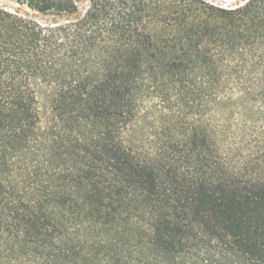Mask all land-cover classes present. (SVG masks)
Returning <instances> with one entry per match:
<instances>
[{
  "label": "trees",
  "instance_id": "trees-1",
  "mask_svg": "<svg viewBox=\"0 0 264 264\" xmlns=\"http://www.w3.org/2000/svg\"><path fill=\"white\" fill-rule=\"evenodd\" d=\"M13 1L50 19L0 5V264H264V134L220 111L264 0Z\"/></svg>",
  "mask_w": 264,
  "mask_h": 264
},
{
  "label": "rangeland",
  "instance_id": "rangeland-1",
  "mask_svg": "<svg viewBox=\"0 0 264 264\" xmlns=\"http://www.w3.org/2000/svg\"><path fill=\"white\" fill-rule=\"evenodd\" d=\"M242 1L243 0H211L212 3L224 6L234 5L235 3ZM0 5L8 9H19L40 21H49L48 19H50L47 16L33 13L27 8L19 6L13 0H0ZM239 66L240 76H243L242 81L248 79L251 82L247 83V85H239L240 87H245L246 89L251 90L249 86L252 84L256 85V81L259 79L264 80V56L260 58V53H254L250 60L239 64ZM248 68H250V70L246 73ZM239 90L240 89L235 90L234 93V97L236 98L235 104L223 108L220 111L221 113H226L230 116V120H228L227 124L229 132H226V135H235L238 139H243V144L246 148L244 154H249L250 151L249 147H247L248 144L253 143L254 139H257L264 134V93H259L256 96L257 92H255V95H253L254 97L248 99L243 96V93Z\"/></svg>",
  "mask_w": 264,
  "mask_h": 264
},
{
  "label": "snow or ice",
  "instance_id": "snow-or-ice-1",
  "mask_svg": "<svg viewBox=\"0 0 264 264\" xmlns=\"http://www.w3.org/2000/svg\"><path fill=\"white\" fill-rule=\"evenodd\" d=\"M209 2H211V0H209ZM245 2H247V0H245Z\"/></svg>",
  "mask_w": 264,
  "mask_h": 264
}]
</instances>
